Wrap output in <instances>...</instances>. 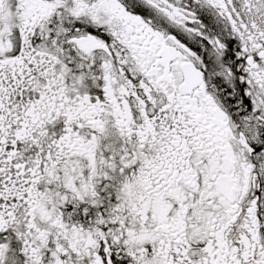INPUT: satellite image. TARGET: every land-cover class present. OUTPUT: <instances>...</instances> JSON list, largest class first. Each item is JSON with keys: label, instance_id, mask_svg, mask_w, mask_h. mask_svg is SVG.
<instances>
[{"label": "snow or ice", "instance_id": "obj_1", "mask_svg": "<svg viewBox=\"0 0 264 264\" xmlns=\"http://www.w3.org/2000/svg\"><path fill=\"white\" fill-rule=\"evenodd\" d=\"M0 264H264V0H0Z\"/></svg>", "mask_w": 264, "mask_h": 264}]
</instances>
